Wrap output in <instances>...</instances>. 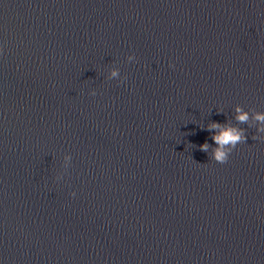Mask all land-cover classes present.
<instances>
[{
  "label": "water",
  "instance_id": "1",
  "mask_svg": "<svg viewBox=\"0 0 264 264\" xmlns=\"http://www.w3.org/2000/svg\"><path fill=\"white\" fill-rule=\"evenodd\" d=\"M0 49V264H264V0H0Z\"/></svg>",
  "mask_w": 264,
  "mask_h": 264
},
{
  "label": "clouds",
  "instance_id": "2",
  "mask_svg": "<svg viewBox=\"0 0 264 264\" xmlns=\"http://www.w3.org/2000/svg\"><path fill=\"white\" fill-rule=\"evenodd\" d=\"M2 51L3 50L0 49V53H2ZM127 60L132 62L135 60V55H129ZM119 77L120 69H116L111 72V77L108 79ZM126 79L127 77H124V80ZM92 95H96L95 90H93ZM235 111L237 113L235 118L239 123H248L249 119H254L257 122V131L259 133H264V112H256L254 115H250L248 111H245L240 106H237ZM207 129L210 133H213L211 139L215 142L216 146L213 147L209 143L205 142L199 146L200 150L208 153L209 148L212 147L211 158L220 164L227 163L230 158V154L234 149H236L237 145L247 141L245 130L230 123L221 124L213 121L207 126ZM253 138L260 139L258 136ZM62 176L63 175H58L56 179L60 180L62 179ZM72 195L75 196L76 193L73 192Z\"/></svg>",
  "mask_w": 264,
  "mask_h": 264
}]
</instances>
